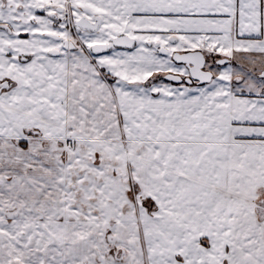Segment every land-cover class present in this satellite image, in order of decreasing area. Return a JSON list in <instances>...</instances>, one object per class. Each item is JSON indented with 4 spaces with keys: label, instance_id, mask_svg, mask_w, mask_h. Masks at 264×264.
Instances as JSON below:
<instances>
[{
    "label": "snow or ice",
    "instance_id": "obj_1",
    "mask_svg": "<svg viewBox=\"0 0 264 264\" xmlns=\"http://www.w3.org/2000/svg\"><path fill=\"white\" fill-rule=\"evenodd\" d=\"M0 264H264V0H0Z\"/></svg>",
    "mask_w": 264,
    "mask_h": 264
}]
</instances>
